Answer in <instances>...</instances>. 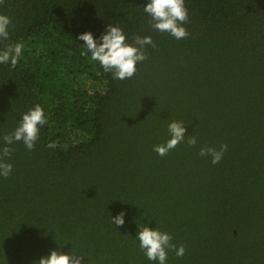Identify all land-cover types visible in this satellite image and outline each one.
I'll use <instances>...</instances> for the list:
<instances>
[{
	"label": "trees",
	"instance_id": "trees-1",
	"mask_svg": "<svg viewBox=\"0 0 264 264\" xmlns=\"http://www.w3.org/2000/svg\"><path fill=\"white\" fill-rule=\"evenodd\" d=\"M148 2L0 4L11 20L0 52L23 45L15 68L0 64V149L37 104L47 120L33 150L7 145L0 264L72 249L82 264H158L135 239L143 226L185 247L182 257L167 250L165 264H264V0H184L189 35L179 40L151 28ZM109 24L129 45L155 44L130 79L81 55L77 37L99 40ZM172 121H183L185 141L160 156ZM222 144L215 165L199 155Z\"/></svg>",
	"mask_w": 264,
	"mask_h": 264
},
{
	"label": "clouds",
	"instance_id": "clouds-1",
	"mask_svg": "<svg viewBox=\"0 0 264 264\" xmlns=\"http://www.w3.org/2000/svg\"><path fill=\"white\" fill-rule=\"evenodd\" d=\"M4 0H0L3 4ZM148 14L151 28L161 32L168 33L175 39H185L189 33L182 26L188 22V12L184 4V0H149L143 8ZM11 20L8 16L0 14V38L7 40L9 37V26ZM78 40L83 41L81 46L86 51H82L81 55L91 53L90 59L98 62L100 67L106 72L111 73L114 79L125 80L134 76L138 62H144L147 56L144 52L146 45L155 47L151 37L136 36L133 45L126 43V36L118 26L108 25L105 32L101 34L99 40L95 39L91 32L80 34ZM23 45L17 43L14 47L0 52V64L10 63L15 68L18 59L21 56ZM47 123L43 108L37 104L33 109L23 114L18 127L8 135L3 137L6 145L0 149V176L7 178L11 171L12 165L5 163V158L11 156L14 149L7 145L22 141L28 150H33L37 140L39 139V129ZM183 121H172L168 125V132L171 138L165 143L155 145L153 150L160 156L166 155L173 150L182 141H185L186 128ZM189 146H195L197 139L191 135L187 137ZM46 147L55 149L56 144L50 143ZM227 145H220L219 150L213 147H203L199 150L201 157H211L213 165L220 162ZM126 213L120 212L112 223L116 226L124 224V216ZM139 241V247L144 252L148 260L165 264L167 260V250L175 251L177 257L185 254V247L180 245L178 248L172 244V237L166 232H161L157 228L150 229L147 226L139 228L135 238ZM82 255H78L73 249L70 254H63L58 251H52L47 257H43L38 264H82Z\"/></svg>",
	"mask_w": 264,
	"mask_h": 264
}]
</instances>
